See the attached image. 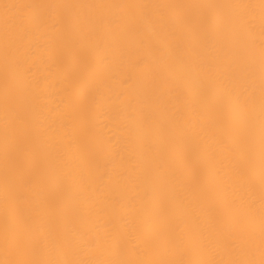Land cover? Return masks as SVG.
Here are the masks:
<instances>
[{
    "label": "bare ground",
    "instance_id": "1",
    "mask_svg": "<svg viewBox=\"0 0 264 264\" xmlns=\"http://www.w3.org/2000/svg\"><path fill=\"white\" fill-rule=\"evenodd\" d=\"M0 264H264V0H0Z\"/></svg>",
    "mask_w": 264,
    "mask_h": 264
}]
</instances>
